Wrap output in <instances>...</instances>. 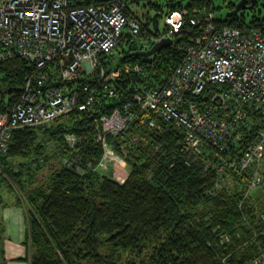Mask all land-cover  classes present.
<instances>
[{
  "label": "trees",
  "instance_id": "1",
  "mask_svg": "<svg viewBox=\"0 0 264 264\" xmlns=\"http://www.w3.org/2000/svg\"><path fill=\"white\" fill-rule=\"evenodd\" d=\"M149 3L158 19L175 8H186L189 15L202 18L206 8L215 14L219 27L261 29L264 33V12L256 5L254 10L246 8L218 17L215 0ZM228 7L236 9L232 2ZM195 9L199 12L193 13ZM152 17L147 16L155 26ZM188 26L190 33H176L171 45L150 55L143 51L151 47L143 45L139 37L123 34L116 47L122 48V55L116 56V48L105 55L108 69L133 62L144 70L112 82L119 96L100 97L88 110H75L43 125L14 131L7 153L0 155V184L16 187L26 206L30 264H251L264 251V196L245 197L249 174L233 172V182L216 190L214 149L205 148L207 161L186 165L177 140L180 134L171 129L157 133L143 128L140 122L144 114L140 110H136L134 122L124 132L110 138L120 153L121 143L125 144L126 179L117 181L95 168L103 155L102 145L95 140L100 115L122 108L127 100L138 105L133 93L161 88L169 82L185 58L181 44L192 41L200 31V26ZM146 33L155 30L142 21L140 36ZM34 68L19 56L0 62V113L8 111L20 97L26 75ZM200 99L188 93L184 103ZM201 101L211 103L208 98ZM230 101L233 105L222 108L218 115L232 113L235 99ZM239 107L244 113L243 122L255 118L249 104L241 102ZM263 126L264 122L256 125L249 135L242 129L244 138L235 147L240 149L255 139ZM66 133L76 135L75 149L68 145ZM136 133L157 136L166 154L151 155L140 144H133L131 137ZM50 142L53 149L49 148ZM65 158L75 163L67 165ZM166 159L174 165L166 163ZM52 160V170L43 175L44 166ZM0 264H6L1 240Z\"/></svg>",
  "mask_w": 264,
  "mask_h": 264
},
{
  "label": "built area",
  "instance_id": "2",
  "mask_svg": "<svg viewBox=\"0 0 264 264\" xmlns=\"http://www.w3.org/2000/svg\"><path fill=\"white\" fill-rule=\"evenodd\" d=\"M134 1L0 0V62L19 56L35 66L26 75L20 97L8 111L0 113V155L7 153L18 128L43 125L75 110H88L100 97L119 96L112 82L144 70L133 62L108 69L105 55L112 53L123 34L139 37L143 45L152 46L165 38L174 39L176 33H190L189 23L200 26V31L192 41L181 44L185 58L169 82L161 88L133 93L138 105L127 100L122 108L100 115L95 140L102 145L103 155L95 168L108 172L111 162L127 168L125 144L121 143L120 153L110 138L124 132L140 110L144 114L140 122L143 128L157 133L171 129L180 134L177 140L186 165L207 161L205 148L214 149L216 190L233 182V172L249 174L245 197L253 189L264 188V126L244 147H235L244 138L242 129L249 135L264 122L263 31L219 27L215 14L206 8L202 18L189 15L186 8H175L162 14L164 29L140 36L142 19L130 8ZM188 93L208 98L211 103L200 99L186 105ZM230 99H235L232 113L218 115L222 108L233 105ZM241 102L251 106L254 119L242 121ZM143 134H134L132 143L140 144L151 155L166 154L157 136ZM65 139L75 149L76 135L66 133ZM165 162L174 165L171 160ZM64 163L75 162L65 158ZM87 166L90 170L93 167L90 163ZM77 167L81 168L80 164ZM251 264H264V251Z\"/></svg>",
  "mask_w": 264,
  "mask_h": 264
},
{
  "label": "crops",
  "instance_id": "3",
  "mask_svg": "<svg viewBox=\"0 0 264 264\" xmlns=\"http://www.w3.org/2000/svg\"><path fill=\"white\" fill-rule=\"evenodd\" d=\"M5 184V183H4ZM0 184V240L6 264H30L29 223L27 209L16 187Z\"/></svg>",
  "mask_w": 264,
  "mask_h": 264
},
{
  "label": "rangeland",
  "instance_id": "4",
  "mask_svg": "<svg viewBox=\"0 0 264 264\" xmlns=\"http://www.w3.org/2000/svg\"><path fill=\"white\" fill-rule=\"evenodd\" d=\"M151 1L152 2H159V3L164 2V0H151ZM181 1L183 3H187L189 0H181ZM239 1L240 0H215L216 16L224 17L227 13H231L233 10H231L228 7V4H230V2H232L236 7L237 4L239 3ZM263 4H264V0H261L260 6L258 9H261L264 12ZM130 8L140 19H142V21L148 22L150 28L154 29L152 21L149 20L147 18V16L151 15V17H152L156 13V10L154 9V6L151 5V3H149V0H139V3H137V2L130 3ZM159 23H160L161 28L165 27V18H164V15H162V14L159 16ZM150 46L151 45H147L146 47H150ZM126 47H128V45H126ZM141 48H142V46L140 43L139 49H141ZM121 49H122L121 47L115 49V54L117 57H120L122 55ZM48 145H49V148H52V149L54 148L53 142H50ZM54 161L55 160H52L50 162V164L44 166V170L41 172V173H43V175H48L50 173V171L52 170L51 167L55 163ZM109 168H110V170L105 173L108 177L115 179L117 181H124L126 179L127 174H128V166L126 168V167L121 166L118 162H111ZM1 187H2L1 189L3 191L6 190L5 189L6 184L2 183ZM252 195L253 196H264V189H253Z\"/></svg>",
  "mask_w": 264,
  "mask_h": 264
},
{
  "label": "water",
  "instance_id": "5",
  "mask_svg": "<svg viewBox=\"0 0 264 264\" xmlns=\"http://www.w3.org/2000/svg\"><path fill=\"white\" fill-rule=\"evenodd\" d=\"M247 1L248 0H240L236 6V9L232 11V13L237 14L239 10L246 9V8L254 10L256 0H252V4L250 6H248ZM152 18H153V22L155 25L154 30L159 31L160 27H159L158 13H155ZM172 43H173V38H165L164 40L158 41L157 43L153 44L150 49L145 50L143 52L146 55H150L154 52L161 51L163 48H165L168 45H171Z\"/></svg>",
  "mask_w": 264,
  "mask_h": 264
},
{
  "label": "flooded vegetation",
  "instance_id": "6",
  "mask_svg": "<svg viewBox=\"0 0 264 264\" xmlns=\"http://www.w3.org/2000/svg\"><path fill=\"white\" fill-rule=\"evenodd\" d=\"M249 2H248V4H249V6L252 4V0L250 1V0H248ZM260 3H261V0H256V3H255V5L257 6V10H259L258 8H259V6H260Z\"/></svg>",
  "mask_w": 264,
  "mask_h": 264
}]
</instances>
